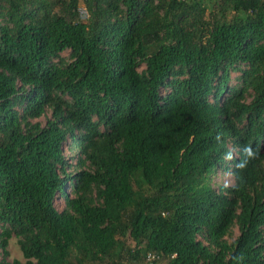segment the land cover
Segmentation results:
<instances>
[{"label":"trees","instance_id":"obj_1","mask_svg":"<svg viewBox=\"0 0 264 264\" xmlns=\"http://www.w3.org/2000/svg\"><path fill=\"white\" fill-rule=\"evenodd\" d=\"M11 239L0 264H264V0H0Z\"/></svg>","mask_w":264,"mask_h":264},{"label":"rangeland","instance_id":"obj_2","mask_svg":"<svg viewBox=\"0 0 264 264\" xmlns=\"http://www.w3.org/2000/svg\"><path fill=\"white\" fill-rule=\"evenodd\" d=\"M82 7H83V5H82ZM87 18H88V15L86 13L82 14V17H81L82 20L86 21ZM41 122L43 124H45L46 123V119L45 118L41 119ZM220 181H221L222 184H230V185L233 184V178L230 175H228V174H223L221 176V178H220ZM64 206H65L64 198L57 197L56 200H55L56 209L61 212L63 210ZM238 235H239L238 227L235 226L233 228V231H232L231 235L227 236L226 238H227L228 241L231 242ZM129 243L131 244V242H129ZM8 251H9V255L8 256H4L2 250L0 249V260L1 259H5L8 262H12L14 260L25 261V259L23 257V254H22V252H21V250H20V248H19V246L17 244L16 239H11L10 240Z\"/></svg>","mask_w":264,"mask_h":264},{"label":"clouds","instance_id":"obj_3","mask_svg":"<svg viewBox=\"0 0 264 264\" xmlns=\"http://www.w3.org/2000/svg\"><path fill=\"white\" fill-rule=\"evenodd\" d=\"M243 154H244V158L241 159L237 164L236 167L238 168H243L246 166L247 162L249 159L254 158L256 155V152L252 149V147L250 145H246L243 148ZM226 159H231L232 158V154L231 153H227L225 156Z\"/></svg>","mask_w":264,"mask_h":264},{"label":"built area","instance_id":"obj_4","mask_svg":"<svg viewBox=\"0 0 264 264\" xmlns=\"http://www.w3.org/2000/svg\"><path fill=\"white\" fill-rule=\"evenodd\" d=\"M156 258V255H150L149 259L154 260Z\"/></svg>","mask_w":264,"mask_h":264}]
</instances>
